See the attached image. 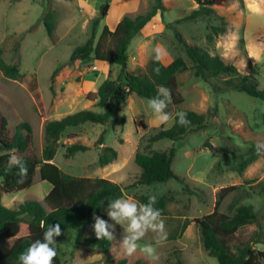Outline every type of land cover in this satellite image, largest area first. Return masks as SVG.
Returning <instances> with one entry per match:
<instances>
[{
	"label": "rangeland",
	"instance_id": "1",
	"mask_svg": "<svg viewBox=\"0 0 264 264\" xmlns=\"http://www.w3.org/2000/svg\"><path fill=\"white\" fill-rule=\"evenodd\" d=\"M103 0H0V49L7 63H17L21 77H6L0 70V110L9 122L11 136L16 124L27 121L32 137L27 155L40 156L44 145L43 126L46 119L60 118L82 109L101 112L95 106L96 99L86 94L95 92L104 79H114L120 66L89 57L70 62L72 51L91 35L92 19L98 14ZM216 12L227 21L225 33L206 41L207 23L202 19L181 20L197 7L194 0H163L166 11L156 16L141 29L128 45L127 70L144 71L155 49L161 50L160 59L168 63L181 56L190 64L187 54L175 37L174 28L181 32L185 41L206 47L211 54H219L225 62L233 63L242 74L256 78L264 88V14L248 10L249 0H212ZM153 0H109L105 17L100 20L95 32L98 39L104 25L113 29L123 15L135 16L146 12ZM264 7V5H262ZM53 11L55 29L53 36L47 33L41 21L44 13ZM178 19H180L178 21ZM215 19L211 23H215ZM174 26V27H173ZM179 90L184 98L180 106L172 107L171 113L187 108L205 114L211 121L210 128L190 133L182 139L151 138L159 130L171 126L173 119L165 123L155 122L149 107V99L137 94L126 96L121 103L123 122L114 124L84 123L62 132L53 161L67 174L79 177H106L119 183L126 197L135 199L145 194L171 197L166 207L164 220L167 237L158 240L157 233L149 229L139 243H152L158 259H150L140 248L131 255L125 252L121 241L128 235L126 222L113 220L108 212V223L113 225L111 247L107 253L86 247H75V231L67 230L59 241L57 254L62 264H107L106 257L114 260L125 257L131 264H175L177 259L184 264H219L208 254L200 239L199 228L194 218L213 210L217 191L231 184L238 188L227 194L218 210L231 214L229 205L236 199L252 204L257 220L263 226V237L253 243L255 249H264V196L258 185L264 182V102L242 91L231 90L215 93L209 82L195 77L191 70L177 75ZM41 104L46 114L42 117L37 109ZM173 117V116H172ZM104 132L102 145L113 146L117 158L105 165L98 164L99 147L94 143ZM206 140L211 146L201 147ZM79 142L91 148L64 156L65 145ZM251 143L259 147V155L241 173L224 163L215 164L229 147L237 144L245 148ZM176 149L172 168L181 180L169 179L149 185L128 187L140 174L134 157L138 152ZM1 181V180H0ZM127 186V187H126ZM50 184L41 180L36 170L30 186L2 195L7 207H17L26 199L43 201ZM248 193L247 198L240 199ZM185 220L189 221L181 231ZM255 223L241 227L228 241L232 251L249 241ZM175 234L176 238L171 236ZM10 243V241H8ZM139 263H136V262Z\"/></svg>",
	"mask_w": 264,
	"mask_h": 264
},
{
	"label": "trees",
	"instance_id": "2",
	"mask_svg": "<svg viewBox=\"0 0 264 264\" xmlns=\"http://www.w3.org/2000/svg\"><path fill=\"white\" fill-rule=\"evenodd\" d=\"M197 7L192 9L181 20L202 19L207 23L206 41L212 43L214 38L227 30V21L224 16L214 9L212 0H194ZM109 0H103L99 5L98 14L92 19L90 37L78 45L71 53L69 61L85 60L92 57L99 61L115 63L120 66V72L114 79H104L95 92H89L86 97L96 99L95 106L101 112L82 109L68 113L60 118L46 119L43 126L44 145L40 156L27 155L32 137V129L27 121H21L9 136V122L0 110V264H21L19 255L26 251L29 245L43 238L44 231L52 225L60 224L62 234L57 236L56 246L67 230L75 231L74 246L96 249L107 253L111 247V240H98L94 232L95 218L108 222L104 209L110 208L113 199L124 195L119 183L106 177H79L64 173L53 161L59 146V139L63 131L72 126L84 123L114 124L123 122L124 116L120 114L122 100L130 95L137 94L151 99L158 95L161 86L167 87L172 96L171 102L165 109L173 116L171 126L159 130L151 138L152 141L171 139L177 141L184 136L210 128L211 121L203 113H197L187 108L177 109L171 113V108L180 106L184 98L179 90L177 75L186 70H191L195 77H199L211 84L215 93L231 90L242 91L249 96L264 102V88L259 87L256 78L242 74L230 62H225L219 54H211L206 47L191 44L185 41L181 32L174 28L177 41L183 46L190 64L181 56L173 58L168 63L157 60L156 53L149 59L144 71L134 73L127 70L128 45L131 39L143 29L158 13L166 11L163 0H153L151 7L144 13L135 16L123 15L113 29L104 25L98 39L94 42L95 32L100 20L106 16ZM178 19V21L180 20ZM215 19V23L211 20ZM41 21L47 33L53 36L55 18L53 11L44 13ZM174 27V26H173ZM156 69H159L157 72ZM0 70L9 78L21 77L17 63H7L1 56ZM159 98H163L161 95ZM37 109L42 117L46 114L39 103ZM187 113L188 124L181 125L176 122L178 111ZM103 130L94 146L99 147L104 142ZM211 146L204 140L201 147ZM91 148L90 145L74 142L65 145L64 156L72 157L78 151ZM259 147L251 143L245 148L233 144L229 152H225L216 162L220 167L222 163L231 166L232 170L239 173L255 161L259 155ZM176 149L171 146L168 150L153 151L152 153L138 152L134 161L140 167L139 176L128 187L136 185H149L155 182H164L171 178L181 180L172 168ZM21 156L27 167V176L21 182L19 169L8 168L9 155ZM117 158V150L110 145H102L98 154V164L105 166ZM36 170L41 180L50 184V189L45 194L43 201L26 199L17 207H7L2 203V195L12 193L32 184ZM261 187L264 196V182ZM127 187V186H126ZM238 185L222 186L216 194L213 210L201 217L194 218L199 228L200 239L204 249L209 255L214 256L219 264H264V249H255L253 243H259L263 237V226L257 220L254 206L250 203H240L236 199L229 205L231 214L218 210L221 201L230 192L236 190ZM248 193L240 199L247 198ZM149 195L140 194L137 199L140 204L149 202ZM171 197L160 196L154 207L161 210V215L166 214V207ZM255 223L256 229L252 232L248 242L232 251L228 240L243 226ZM189 224L185 220L181 226L183 231ZM176 238L175 234L171 236ZM10 241V243H8ZM107 264H131L125 257L114 260L106 257ZM136 263H139L138 261ZM54 264H62L57 254ZM175 264H184L177 259Z\"/></svg>",
	"mask_w": 264,
	"mask_h": 264
},
{
	"label": "clouds",
	"instance_id": "3",
	"mask_svg": "<svg viewBox=\"0 0 264 264\" xmlns=\"http://www.w3.org/2000/svg\"><path fill=\"white\" fill-rule=\"evenodd\" d=\"M264 0H249L247 8L255 14H264ZM156 59H160L161 50L155 49ZM158 72L159 69H156ZM163 98H159L160 96ZM171 92L167 87L161 86L158 89V95L149 100V107L155 115V122L165 123L173 119L170 113L165 109L171 102ZM176 122L184 125L188 124L187 113L183 110L176 113ZM17 167L21 182L27 176V167L25 161L21 156L10 154L8 160V168ZM156 196H151L149 202L140 204L131 197L122 196L113 199L110 204V211L108 215L115 221L126 222V231L128 235L121 241L125 252L129 255L140 248L150 259H158L156 255V248L152 243L140 244L141 238L145 233L152 229L157 233L158 240H164L167 237L165 231L164 220L160 219L161 210L154 207L156 203ZM113 225L106 220L97 216L95 218L94 232L98 240L113 239V232L109 231ZM62 234L60 224L49 226L43 233V238L31 243L26 251L19 255L21 264H54V257L57 256L56 237Z\"/></svg>",
	"mask_w": 264,
	"mask_h": 264
}]
</instances>
